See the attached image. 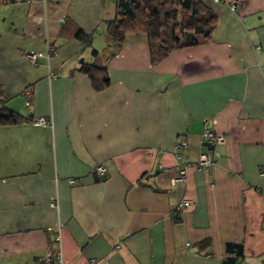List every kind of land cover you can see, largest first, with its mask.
Here are the masks:
<instances>
[{"label": "crops", "instance_id": "crops-1", "mask_svg": "<svg viewBox=\"0 0 264 264\" xmlns=\"http://www.w3.org/2000/svg\"><path fill=\"white\" fill-rule=\"evenodd\" d=\"M116 1L0 0L1 100L30 119L0 125V264H37L57 232L64 264H234L229 244L264 264V0H199L211 38L155 65L143 33L110 46ZM204 128L215 164L172 187L174 145L197 162Z\"/></svg>", "mask_w": 264, "mask_h": 264}, {"label": "trees", "instance_id": "trees-1", "mask_svg": "<svg viewBox=\"0 0 264 264\" xmlns=\"http://www.w3.org/2000/svg\"><path fill=\"white\" fill-rule=\"evenodd\" d=\"M216 14L199 0H117L116 16L106 22L110 46L119 49L130 33L146 35L152 64L165 60L174 50L197 46L208 41L216 27ZM75 38L90 44V37L82 30L75 32ZM96 51L93 54L96 55ZM80 71L86 75L93 88L101 91L110 85L105 67L82 64ZM0 83V125H16L30 121L6 108L1 100ZM174 219H178V216ZM227 253L236 260L243 256L242 248L227 245ZM231 260V259H230ZM235 260L234 264H239ZM233 264L234 261H228Z\"/></svg>", "mask_w": 264, "mask_h": 264}, {"label": "built area", "instance_id": "built-area-1", "mask_svg": "<svg viewBox=\"0 0 264 264\" xmlns=\"http://www.w3.org/2000/svg\"><path fill=\"white\" fill-rule=\"evenodd\" d=\"M220 0H215L219 2ZM236 4L231 6L232 10L236 9ZM53 52V49L49 50V53ZM27 96L30 97V93L27 92ZM37 124L44 125L46 121L41 119L36 121ZM225 143V138L222 134L216 133L215 131L204 128L201 135V146L204 148L203 152L200 154L197 162H189L183 155L182 151L186 148V143L183 140H179L174 145L173 153L179 160L180 164L177 171L175 172L174 177L170 180V185L172 187L178 185H185L187 174L190 170H206L209 171L210 168L215 164L212 152L213 150ZM163 169V168H160ZM95 174L98 177H103L105 174V169L102 166H99L95 169ZM260 176L264 177V167L260 170ZM70 184L75 185L74 181H70ZM192 202L190 200L181 199L178 205L176 206L172 216L175 218L179 216L183 210L190 208ZM51 207H56L54 203L51 204ZM54 243L56 246L55 250H48L41 258L37 260V264H64L63 254L61 249V237L57 232L54 236ZM90 264H97L96 260H91Z\"/></svg>", "mask_w": 264, "mask_h": 264}]
</instances>
